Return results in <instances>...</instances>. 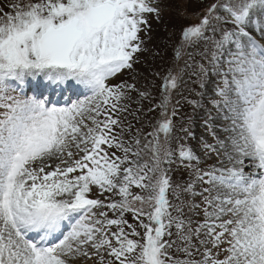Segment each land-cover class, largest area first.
Here are the masks:
<instances>
[{
  "label": "snow or ice",
  "instance_id": "1",
  "mask_svg": "<svg viewBox=\"0 0 264 264\" xmlns=\"http://www.w3.org/2000/svg\"><path fill=\"white\" fill-rule=\"evenodd\" d=\"M201 5L143 87L159 0L0 8V264H264V0Z\"/></svg>",
  "mask_w": 264,
  "mask_h": 264
},
{
  "label": "rangeland",
  "instance_id": "2",
  "mask_svg": "<svg viewBox=\"0 0 264 264\" xmlns=\"http://www.w3.org/2000/svg\"><path fill=\"white\" fill-rule=\"evenodd\" d=\"M11 2L12 0H0V8H3L4 11H8L6 5ZM159 3L163 11L159 19H157L155 15H149L150 31L141 33V37L145 41L143 45L144 50L138 54V62L133 66V71L130 72L125 70L123 73L113 78L111 81L112 83H119L121 81H127L129 83L135 82L138 87H143L146 83L157 85L159 83V78L153 79L154 74L157 72L163 73L167 68L173 66L175 49L181 39V29L183 26L197 22V13L202 7L201 0H159ZM185 7L187 8V14L184 12ZM188 51H192V49L189 48ZM180 63L182 64V62ZM40 80H42V78H37L36 81ZM62 93L63 92L58 93L54 101L63 103L68 94ZM25 94L32 95L34 93L25 89ZM185 94L187 95V93ZM154 95L158 102L159 94L154 93ZM73 97L75 98V96ZM176 98L178 99V97ZM144 103L147 104L148 101ZM131 108L135 110L137 104L133 103ZM185 111L190 113L191 108L187 107ZM136 114L140 115V113ZM145 120L147 122L146 117ZM128 121H131L133 125L137 123L130 115L128 116ZM201 131H203L202 128L197 129L198 133ZM175 178L179 179L180 174L176 173ZM202 218L201 215L200 219L202 220ZM89 264H91L90 261Z\"/></svg>",
  "mask_w": 264,
  "mask_h": 264
},
{
  "label": "bare ground",
  "instance_id": "3",
  "mask_svg": "<svg viewBox=\"0 0 264 264\" xmlns=\"http://www.w3.org/2000/svg\"><path fill=\"white\" fill-rule=\"evenodd\" d=\"M31 87V86H30ZM32 89V88H31ZM246 163H247V161H246Z\"/></svg>",
  "mask_w": 264,
  "mask_h": 264
}]
</instances>
